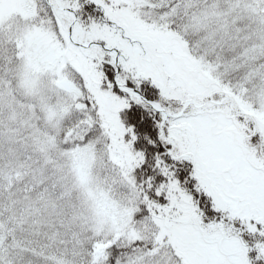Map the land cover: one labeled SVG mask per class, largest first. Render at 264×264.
Instances as JSON below:
<instances>
[{"label":"snow or ice","instance_id":"obj_1","mask_svg":"<svg viewBox=\"0 0 264 264\" xmlns=\"http://www.w3.org/2000/svg\"><path fill=\"white\" fill-rule=\"evenodd\" d=\"M0 264H264V0H0Z\"/></svg>","mask_w":264,"mask_h":264}]
</instances>
